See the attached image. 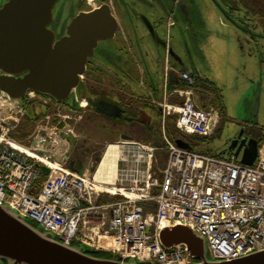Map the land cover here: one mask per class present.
I'll list each match as a JSON object with an SVG mask.
<instances>
[{"label":"built area","instance_id":"2783aa9c","mask_svg":"<svg viewBox=\"0 0 264 264\" xmlns=\"http://www.w3.org/2000/svg\"><path fill=\"white\" fill-rule=\"evenodd\" d=\"M170 72L188 87L167 93ZM193 85L188 72L166 67L163 100H151L161 108L165 166L156 177L157 148L124 143L121 148H126L127 157L116 163L113 190L90 177L88 168L78 173L67 169V145L58 151L66 133L58 126L69 113H52L49 101L28 93L27 104L48 110L45 120L59 121L50 129L38 128L37 135L24 144L12 137L18 119L12 113L0 116V205L64 245L82 243L140 264L193 263L183 247L165 250L158 241L162 227L177 223L205 240L208 257L214 261L264 250V143L254 163L246 166L232 152L206 155L180 148L166 136L164 120L170 115L176 116L180 134L213 135L218 113L201 107Z\"/></svg>","mask_w":264,"mask_h":264},{"label":"water","instance_id":"95a60500","mask_svg":"<svg viewBox=\"0 0 264 264\" xmlns=\"http://www.w3.org/2000/svg\"><path fill=\"white\" fill-rule=\"evenodd\" d=\"M58 2L6 0L0 6V97L7 114H21L23 99L29 92L57 104L76 103L88 61L99 43L111 40L118 30L117 18L107 4L80 11L64 26H57L54 9ZM177 6L187 18L185 6L181 2ZM170 82H177L174 74H170ZM91 105L99 110V104ZM105 109L115 116L120 112L116 105L101 103V112ZM241 136L239 132L231 139L227 149L234 151L236 158L241 153L240 162L251 166L257 156V141ZM66 140L74 145L75 138ZM176 144L190 149L181 140ZM68 168L78 173L82 163L77 161L73 166L71 162ZM41 170L48 173L45 167ZM158 241L165 250L183 247L194 260L192 264H264V250L236 259L211 260L205 240L185 224L162 227ZM90 251L93 250L85 244L64 245L51 233L0 205V264H140L134 259L124 261L120 255L95 257L88 254Z\"/></svg>","mask_w":264,"mask_h":264},{"label":"rangeland","instance_id":"374dc122","mask_svg":"<svg viewBox=\"0 0 264 264\" xmlns=\"http://www.w3.org/2000/svg\"><path fill=\"white\" fill-rule=\"evenodd\" d=\"M5 1L0 0V6ZM125 1L128 2L130 0H121L122 3ZM96 2L94 0L91 4L94 6ZM146 2L149 4H142L144 1L138 3L139 10L141 12L143 10L151 21L156 20L160 16L165 20L163 12L167 11L168 6L173 5L174 2H181L185 6L187 18L184 17L182 10L177 4L174 5L175 13L180 16L181 21L173 20L174 27L171 26L173 28L170 30L171 49L182 62L179 68L186 70L190 74L196 72L201 76H207L213 79L222 89L224 104L229 110L226 114L230 117V120L222 123L221 118L218 117L214 135L211 137L212 139L207 140L205 143H200V141L194 140L192 137V142L198 146L197 149L219 154L228 147L229 142L240 132L242 126L256 125L264 127V73H260L259 63V60H264V56L262 57L257 47L250 43L255 38V34L261 30L260 25L252 23L253 18L251 16L249 17L250 20H247L248 16L246 17V13H244L236 0H146ZM122 7H117L120 13L124 12ZM88 8L92 7L86 4L84 8L82 2L78 0H59L54 9L56 25L64 26L74 15ZM134 21L137 22L136 19ZM255 25L257 28H255ZM125 29V34L128 38L126 45L118 34L111 40L101 42L95 58L99 59L101 46V64L109 70L111 69L110 61L112 59L114 61L117 60L115 56L125 61L126 69L123 79L126 78V82L130 84V87L133 88L137 95H144L145 86L149 83L160 93L165 47H161L162 49L156 48L141 26L138 33H128L127 28ZM166 30L165 22L160 27H157L159 37L163 41H165ZM127 51L134 53L136 58L133 55H127ZM106 56H109V61ZM134 60L146 72L143 78V86L140 85L139 73L135 70ZM102 78L107 79L103 75ZM170 99L172 101V98ZM0 101H2L1 97ZM51 106L52 108L49 111L52 113L66 114L60 109L61 107ZM256 106L257 109L255 110ZM79 108H81V111L85 110V107L80 104ZM215 110L219 116L218 110ZM6 112L5 105L0 104V116H5ZM145 112L149 116H145L144 119L147 118V120L152 121L153 118H157L153 110L146 109ZM21 116L16 117L18 119L16 128L19 129L20 124H22L24 126L22 130L25 132L29 131L28 137L24 140L26 143L32 140V136L37 135L38 128L47 126V129H50L49 127H51L50 122L45 120V118L43 123H37L42 120L40 118L31 129V124L29 125L31 121L23 119ZM69 117H71V114H69ZM153 121L156 122L155 120ZM66 125L68 129L72 130V135L76 136L81 149L90 150L88 156L84 159V168L82 170L84 171L88 168L90 177H94L97 180L101 177L100 173L96 175V172L101 170V162L111 161L110 152L105 153V149L109 145L115 144L113 149L117 147L118 161L121 156L127 157L126 148H121L124 143H143L140 139L145 136L143 133L144 129L139 124L129 130L124 127L120 129L121 133L130 136L127 139H120L118 135H113L112 137L103 135L104 133H101L98 129L92 130L89 125H84L83 121H79L78 118L72 120L71 124ZM221 125L223 126L220 134H218ZM18 129L15 131L14 136L18 135L19 131L20 133L22 132L21 129L19 131ZM175 133L177 135V132ZM149 144L153 146V143ZM63 149L61 143L58 151ZM154 154L157 160L154 164V171L156 173L155 176L158 177L160 171L164 168L166 152L162 150ZM96 157H98V160L95 162Z\"/></svg>","mask_w":264,"mask_h":264},{"label":"flooded vegetation","instance_id":"af4514ba","mask_svg":"<svg viewBox=\"0 0 264 264\" xmlns=\"http://www.w3.org/2000/svg\"><path fill=\"white\" fill-rule=\"evenodd\" d=\"M78 1L82 2L85 8L89 0H78ZM96 1L97 2L95 3L94 6L90 5L92 8L85 9L84 11H90L92 9L99 8L104 4H107L110 7L113 15L117 18V22H118V30L114 37H116L119 34L121 39L124 41L123 36H126L127 38V35L125 34L126 31L125 28H127L128 33L129 32L138 33V30H140L139 28L141 26L146 31L148 37L153 42L154 46H156V48L159 49L163 46L165 47L164 51L167 53L168 63L170 62L172 66L179 68V66L182 64L180 58L171 49L170 42L163 41L160 39L159 32L157 31V27H160L165 22V20L162 19V16H160L159 18H156V20L151 21L145 14V12H143V10L142 12L139 10L138 3L140 1H144V3L142 4L148 5L149 3L146 2V0H130L128 2L125 1L124 3H122L121 0H96ZM120 6H123L122 8L124 9V12L120 13V11L117 8ZM134 19H136L137 22H135ZM99 45H101V43H99ZM126 54L132 56L134 53L132 54V52L127 51ZM115 57H117L116 61L110 59L111 61L109 65L111 69L108 70L105 66L101 64V46H100L99 59L95 58L94 55L88 61L86 65L85 73L82 77L81 86L79 89V97H78L79 98L78 101L82 100L81 106L85 107V110L83 111L80 110L79 112H75L71 110V113H69L71 114V117L67 118L66 121H63V123L71 124L72 120L74 119L76 120V118H78L79 121H83L84 125H89L90 127H92V130L98 129L101 133H104L103 135L110 137H112L113 135H118L120 139L130 138V136L121 133L120 129L124 127L126 128V130H129L130 128H133L134 126L138 125L137 120L139 118L141 120L143 114H140L141 116L136 117L135 111L137 110V105L141 104L144 106L145 104L150 103V105L154 106L151 100L155 99V97L158 98L159 92L155 89V87L150 85L149 88L153 90L151 94H153L154 96L152 95V98L149 100V97L147 95L143 97H136L131 92H129V89H125L124 87L126 86H123L122 83L123 80L120 75L121 71L122 70L125 71L126 69L125 61H122L121 58L119 59L118 56ZM106 58L109 61V56H106ZM134 63H135L134 64L135 70L137 71L138 65L135 62V60ZM102 75L107 79H103ZM128 84L129 83H127V85ZM163 91L164 89L162 90V96H163ZM78 101H76V103L80 104ZM91 103L99 104L98 105L99 110L97 109L98 107L91 105ZM101 103L116 105L120 109L119 114L115 116L107 109H105L104 113L101 112ZM69 105L71 108H73V102L69 103ZM145 109H151V108L145 107ZM106 113L111 114V116H107ZM241 132H242L241 137L246 136L247 140L250 139L256 140L258 146L259 140L257 134L251 133V131L246 126H242L240 130V134ZM74 137H75V142L70 149V153L67 159V166L71 162H73V166H74L77 161H81L83 168L84 159L88 156L90 150L81 149V145L79 144V141L77 140L76 136L73 135L72 138ZM111 146H113V144L109 145L105 149V152L110 150Z\"/></svg>","mask_w":264,"mask_h":264},{"label":"trees","instance_id":"16d2710c","mask_svg":"<svg viewBox=\"0 0 264 264\" xmlns=\"http://www.w3.org/2000/svg\"><path fill=\"white\" fill-rule=\"evenodd\" d=\"M236 2L240 5V7L243 9L244 13H246V17L248 16V18L251 16L252 18H257L259 21H261V23L264 24V0H236ZM194 85L192 86V88L199 94L201 95V97L208 103H210L211 107L214 109H217L219 112V117L221 118L222 122L225 121V113H224V106L222 103V95H221V90L219 88H217V86L209 81L207 78L203 77V76H199L198 74H194ZM174 88H186V85L183 83H179L178 85H172L171 83L169 84L168 87V91H171ZM65 106L70 107L69 104H65ZM145 107H150L155 113L157 118L153 120H155L156 122L149 121L145 118V116H149L146 112H145ZM73 109L76 110L78 112L77 106L75 104H73ZM136 113V117L141 116L142 115V119L140 120V118L137 120V124H139L140 127H142L144 129L143 133L145 134L144 137H142L140 140L143 143H153V146L156 148H160L162 145V140H161V136H160V125H161V114H160V110L158 107L156 106H152L150 105V103L145 104L144 106L141 104L137 105V110L135 111ZM43 116V114H40V109L36 106H32V105H28L26 106L25 112L24 114L21 116L23 119H27L28 121H31V123L29 122V125L31 126L30 128L32 129V127L36 124V122ZM175 121H176V117L175 116H169L165 119L164 121V126H165V133L166 136L172 141V142H176V140H181L183 141L185 144H187L190 149L193 150H197V145H195V143L192 142V137L194 138V140L200 141V143H205L207 140H210L212 138H203V137H199V136H185L180 134L176 128H175ZM22 123V122H21ZM24 123V122H23ZM21 126V128H20ZM19 129L16 128L15 131H18L21 129V133L19 131V134L13 137L19 141V142H23L29 134L28 132H25L22 130V128H24V126H22V124H20ZM26 129V127H25ZM24 129V130H25ZM248 129L251 131V133L253 134H257L258 136V140L259 143L264 142V135H263V129H259V128H255V127H248ZM220 130V129H219ZM177 132V135H175ZM149 136V137H148ZM151 137V138H150ZM189 137V138H188ZM188 138V139H187ZM152 140V141H151ZM161 151V150H159ZM203 154L206 155H214L212 152L204 150V151H199ZM98 160V157H96L95 162ZM165 162H166V158H165ZM165 165V163H164ZM164 167V166H163ZM33 226L36 227V224L33 222H30ZM88 254L93 255L95 257H99V258H112L113 255L110 253H106L103 251H90L88 252ZM125 260V259H124Z\"/></svg>","mask_w":264,"mask_h":264},{"label":"crops","instance_id":"0c3cea01","mask_svg":"<svg viewBox=\"0 0 264 264\" xmlns=\"http://www.w3.org/2000/svg\"><path fill=\"white\" fill-rule=\"evenodd\" d=\"M175 4H177V3H175L174 2V4L173 5H171V6H168V8H167V11H164L163 13H164V15H165V23H166V27H167V30H166V35H165V41H167V42H170V33H171V29L174 27V22H173V20H176L177 22H180L181 21V18H180V16H177L176 15V13H175V10H174V5ZM172 10V11H171ZM257 19V18H256ZM256 19H254L253 18V20H252V23H257V25H260V27H261V30L263 31H258V33L257 34H255V38H253V40L250 42V43H252L253 45H255V47H257V50H259V53L261 54V56L263 57L264 56V24L263 23H261V22H258ZM169 20H171L172 22H173V27H169L168 26V21ZM255 21V22H254ZM255 28H257L256 27V25H255ZM160 31V30H159ZM124 32V31H123ZM123 39H124V42H125V44H127V41H128V39L126 38V36H123ZM254 42V43H253ZM133 54V53H132ZM133 56L135 57V55L133 54ZM136 58V57H135ZM136 63H137V61H136ZM259 63H260V73H264V60H259ZM137 65H138V63H137ZM171 67L172 66V64L169 62L168 63V61H167V53L164 51V57H163V72H162V88H161V91H160V93L158 94V98L159 99H161V97H162V90H163V88H164V80H165V69H166V67ZM179 69V68H178ZM180 70H184V69H180ZM123 71V72H122ZM121 71V73H120V75H121V77H122V80H123V86H126V87H124L125 89H129V92H131L133 95H135L136 97H143V96H148L149 97V95L152 93V89H150L149 87H150V85H151V83H149L148 85H146L145 86V94L144 95H137L136 94V92L133 90V88H131L130 86H128V85H130V84H128L127 85V83L128 82H126L127 80H126V78L125 79H123L124 78V70H122ZM184 71H186V70H184ZM137 72L139 73V78H140V85L141 86H143V78L145 77V71H144V69H143V67L142 66H140V65H138V67H137ZM187 72V71H186ZM194 74V73H193ZM195 74H198V73H195ZM199 75V74H198ZM127 76V75H126ZM199 76H201V75H199ZM203 77H205V78H207L209 81H211V82H213L216 86H217V88H219L220 90H221V95H222V103H223V106H224V113H225V121H228V120H230V117H228V115L226 114L227 112H229V110H228V108H227V106L224 104V96H223V92H222V89L215 83V81L213 80V79H210L209 77H207V76H204V75H202ZM169 81H170V77H169ZM171 83V82H170ZM169 83V84H170ZM180 82H179V80L177 79V82L176 83H171L172 85H178ZM169 84H168V87H169ZM153 86V85H152ZM154 87V86H153ZM147 89V90H146ZM152 95V94H151ZM207 104L209 105V107H211V105H210V103H208L207 102ZM212 108V107H211ZM224 121V122H225ZM223 123V122H222ZM222 126L223 125H221V127H220V131H219V133L218 134H220V132H221V129H222ZM259 129H263L264 130V127H259V126H257ZM211 152V151H210Z\"/></svg>","mask_w":264,"mask_h":264},{"label":"bare ground","instance_id":"6f19581e","mask_svg":"<svg viewBox=\"0 0 264 264\" xmlns=\"http://www.w3.org/2000/svg\"><path fill=\"white\" fill-rule=\"evenodd\" d=\"M93 1L89 0L88 4L92 5ZM3 101V100H2ZM0 101L1 105H4V103ZM61 143H59L58 145L60 146ZM115 145V144H113ZM25 153H28L31 157H33V153L28 152V150L24 149ZM66 152V151H65ZM110 152V153H109ZM106 154L109 153L110 159L111 161H105V162H101V170L96 172V175L99 173L101 174V177L98 178V181L103 182L105 186H107V188L109 190H113V188L111 187L113 185V179H114V173H115V166L117 163V155H118V150L117 147L115 149H113V146H111V149L108 150L107 152H105ZM34 158V157H33ZM108 159V158H105Z\"/></svg>","mask_w":264,"mask_h":264}]
</instances>
